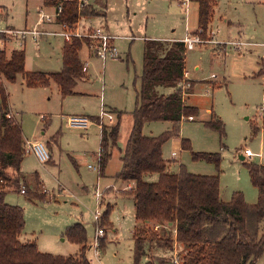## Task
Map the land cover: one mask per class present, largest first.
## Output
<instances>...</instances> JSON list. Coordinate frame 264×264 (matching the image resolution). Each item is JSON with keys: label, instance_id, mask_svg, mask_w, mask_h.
Returning <instances> with one entry per match:
<instances>
[{"label": "rangeland", "instance_id": "rangeland-1", "mask_svg": "<svg viewBox=\"0 0 264 264\" xmlns=\"http://www.w3.org/2000/svg\"><path fill=\"white\" fill-rule=\"evenodd\" d=\"M94 2L89 0L102 14L81 17L74 29L82 34L104 27L103 31L115 38L111 44L117 54L105 61L90 55L89 52L97 55L99 43L89 38L80 52L82 61L87 63V78L78 80L73 87L77 94L63 95L54 80L48 85L28 87L21 74L14 82L5 81L10 107L23 128L25 142H42L50 153V159L41 162L34 152L26 151L22 164L27 189L46 201L30 200L20 192H9L5 199L8 204L24 209L26 228L21 240H35L41 252L64 257L80 254L83 245L73 242L67 231L73 224L81 223L87 231L85 254L90 264H133L134 203L123 194L132 186L117 174L122 166L119 149L126 148L134 123L145 41L184 38L186 28L202 40L193 50L186 49L190 79L185 76L183 85L186 104L197 107L198 114L195 120L182 119L179 134L164 143L168 171L179 173L183 164L193 174H219L224 201H230L234 192L240 191L249 204H255L258 190L252 185L245 159H240V155L250 149L255 156L246 161L264 164V86L262 77H256L263 67L264 0H215L216 14L206 34L198 29V7L192 1L186 6L180 0H107L106 15L102 8L105 0H98V5ZM0 8L4 26L62 31L56 19L39 23L41 10L54 14V8L44 6L42 0H0ZM65 42L61 35L45 34L36 39L27 35L24 40L8 43L3 51L7 56L23 47L27 72L53 74L63 69L61 51ZM233 42L245 45L238 47ZM114 109L121 112L118 148L112 152L101 176L89 168L98 163L100 152L101 119L92 117L106 111L110 114L106 113L102 122L115 124ZM71 116L87 117L88 127L71 126L68 123ZM215 116L224 125L223 135L206 125ZM173 127L171 121H152L145 124L143 133L160 136ZM182 139L190 141L194 152L219 153V166L193 159L190 151L182 150ZM175 151L178 156H174ZM158 178V174H149L146 181L156 182ZM108 206L112 207L111 226L103 227L102 217L98 223L95 214L100 211L102 215ZM98 226L105 229V239L96 251L93 245ZM172 228L168 225L159 230L161 235H167ZM151 246L149 254L164 256L167 264H176L175 250L184 251L176 245L174 252L159 249L155 243ZM256 264H264V253Z\"/></svg>", "mask_w": 264, "mask_h": 264}, {"label": "trees", "instance_id": "trees-1", "mask_svg": "<svg viewBox=\"0 0 264 264\" xmlns=\"http://www.w3.org/2000/svg\"><path fill=\"white\" fill-rule=\"evenodd\" d=\"M97 1L94 2L96 5ZM191 1L198 4V29L206 34L215 15L216 2ZM43 3L47 7L62 5V12L56 20L72 28L83 16L102 14L92 3L80 10L78 0H43ZM102 8L105 15L107 0ZM88 42L87 37L66 41L61 53L63 69L53 74L27 72L24 50H14L9 58L3 50L0 51V264H90L85 254L87 231L83 224L75 223L67 231L73 242L83 245L80 254L64 257L43 253L35 240H21L26 224L24 209L8 204L5 199L9 192L21 193L24 188V194L30 200H43L37 192L29 191L24 182L22 163L26 156V142L22 126L12 113L5 81L14 82L18 74L24 77L28 87L48 85L54 80L63 95L73 94L77 81L86 75L79 52ZM185 73L186 47L183 41H145L141 86L133 111L134 123L117 174L120 179L133 182L132 188L123 192L135 204L133 264H167L165 257L149 254L152 243L169 251H174L176 244L180 246L184 250L179 254L180 264H256L264 253V232H261L264 164L244 161L251 183L258 190L255 204H249L240 191L234 192L230 201H224L219 174H193L183 164L179 173L168 171L169 163L163 156L164 143L179 134L183 118L198 114L197 107L185 102ZM256 77L263 78L264 86V59ZM167 88L169 91H165ZM94 119L99 121V117ZM120 119L121 112H117L115 124H102L100 175L117 146ZM214 119L207 121L206 125L221 135L225 134L222 121L216 116ZM152 121H171L173 130L160 136H147L143 128ZM255 131H258L257 126ZM181 147L190 151L195 160L220 164L219 153L194 152L188 139H182ZM149 174H158V180L146 181ZM111 208L108 206L102 214L103 227L111 226ZM168 225L173 228L167 235H161L159 229ZM104 239H100V246Z\"/></svg>", "mask_w": 264, "mask_h": 264}, {"label": "built area", "instance_id": "built-area-1", "mask_svg": "<svg viewBox=\"0 0 264 264\" xmlns=\"http://www.w3.org/2000/svg\"><path fill=\"white\" fill-rule=\"evenodd\" d=\"M68 1V0H66ZM189 1L191 0H180V2L186 6L189 5ZM79 3V9L81 10L86 4L89 3L88 0H78ZM54 8V14H49V13H45L42 10L39 12V23H51L52 21H54L57 16L62 12V5H59L57 7H53ZM59 26L61 27L62 31L60 32H42L40 31L37 27H35L32 30H18L12 27H8V26H4L3 22H2V9L0 8V44H2V46L0 48V50H3L4 45H6L8 42H12L13 40H24L26 38L27 35H33L34 38L36 39L38 36L41 35H45V34H51V35H61L63 36L67 42H71V40L74 37H87V38H91V39H95L97 40L98 44V51H97V55L103 59L104 61L109 58V57H115L117 54L116 51V47L112 46L111 41L113 39V37L106 33L105 31H103L102 28L98 27L95 29H92L91 32H87V33H80L79 29H74L72 28L70 25L66 24V23H59ZM187 31V35L180 41H183L185 44V47L187 50H193L195 48V45L197 43L202 42L201 38L199 37L200 35H196V36H192L191 33H189L188 28H186ZM202 31V30H200ZM216 34V33H215ZM215 43H218L217 40L214 41ZM231 44H234L238 47L245 45V43L242 42H233ZM185 76L187 77V73H185ZM213 78H215V75H212ZM186 82V80H185ZM184 82V83H185ZM184 85V84H183ZM106 113V111H103L102 115L99 116V119L104 120V115ZM110 114V113H109ZM186 119V118H183ZM188 120H195L194 116H190L187 118ZM99 123L100 127H102V124L105 123ZM111 122L112 119H111ZM68 123L73 126V127H77V128H81V129H86L88 127L89 124V119L85 116H71L68 118ZM26 151H32L36 154V156L38 157V159L41 162H47L50 159V153L49 150L47 149L46 145L42 142H35V143H31V142H27L26 143ZM174 155H176V152L173 153ZM246 158H251L253 156H255V154L250 150V149H245L244 153ZM101 160H102V154L101 151L99 152V161L96 165H89L90 169H94L96 171L99 172L100 170V165H101ZM46 192H48L47 190H45ZM22 194L25 193V189L23 188L21 191ZM100 211H98L95 214V220L100 223L101 222V217L102 215H100ZM105 234V229L101 228L98 226L97 228V233H96V239H95V243H94V247L95 250L97 251L99 246H100V239L104 237ZM178 255H176L175 257V263L178 264Z\"/></svg>", "mask_w": 264, "mask_h": 264}, {"label": "crops", "instance_id": "crops-1", "mask_svg": "<svg viewBox=\"0 0 264 264\" xmlns=\"http://www.w3.org/2000/svg\"><path fill=\"white\" fill-rule=\"evenodd\" d=\"M88 1H89V0H88ZM42 2H43V0H42ZM192 3H195V2L192 1ZM43 4H44V3H43ZM196 4H197V3H196ZM197 7H198V4H197ZM105 13H106V9H105ZM215 14H216V9H215ZM105 15H106V14H105ZM225 21H226V22H230L227 18H225ZM6 26L14 28L13 26H9V25H6ZM100 28L104 29V27H102V26H101ZM106 31H107V30H106ZM106 31H105V32H106ZM214 32H215V31H214ZM106 33L110 34L108 31H107ZM110 35H111V34H110ZM111 36L113 37L112 41H113V43H114L115 38H114L113 35H111ZM215 38H216V37H215ZM182 39H183V38H180V39H177L176 41H180V40H182ZM174 41H175V40H174ZM243 42H244V41H243ZM8 43H10V42H8ZM8 43H7V44H8ZM7 44H6V45H7ZM22 44H23V42H21L20 46H22ZM6 45H4V47H5ZM4 47H3V50H4ZM83 47H84V46H83ZM83 47H82V48H83ZM22 48H23V47L18 48V49H16V50H23ZM62 48H63V47H62ZM5 50H6V49H5ZM13 51H14V50H13ZM13 51H12V52H13ZM80 52H81V50H80ZM80 52H79V53H80ZM61 53H62V51H61ZM6 54H7V52H6ZM89 54L92 55V56H98V55H94V54H92V53H90V52H89ZM10 56H11V54L9 53V54L7 55V57L9 58ZM61 56H62V54H61ZM80 58H81V57H80ZM263 59H264V56H263L262 60H263ZM81 60H82V59H81ZM82 62H83V61H82ZM83 63H84V62H83ZM84 65H85L86 68H87V63H85ZM86 72H88V69L85 71V73H86ZM186 73H187V76H188V78H189V73H188L187 70H186ZM86 78H87V77H86V75H85V77L82 78V79H80V80H85ZM189 79H190V78H189ZM262 79H263V78H262ZM73 93H74V94H77V92H74V91H73ZM11 109H12V108H11ZM114 110H116L117 112H119L117 109H114ZM15 116H16V115H15ZM16 118H17V116H16ZM92 118L94 119L95 116H93ZM112 124H114V123H112ZM112 124H110V125H112ZM22 129H23V128H22ZM23 136H24V132H23ZM100 136H101V135H100ZM24 139H25V137H24ZM115 148H118V141H117V146H116ZM115 148H114V149H115ZM181 148H182V147H181ZM114 149H113V151H114ZM119 150H120V152H121V155H120V157H121L123 151H121V149H119ZM175 152H176V155H174V156H178V152H177V151H175ZM243 155H244V154H243ZM240 156H242V155H240ZM244 156H245V155H244ZM244 159H246V157H245ZM23 161H24V160H23ZM22 164H23V163H22ZM104 173H105V170H104V172L101 174V176H103ZM43 186H44V185H43ZM131 186H133V182H129V187H131ZM133 203H134V201H133ZM134 212H135V204H134ZM25 228H26V224H25ZM176 246H178V245L176 244ZM171 252H174V251H171ZM179 253H180V252H178L177 250H175V257H176V255H178ZM162 257H164V256H162Z\"/></svg>", "mask_w": 264, "mask_h": 264}, {"label": "water", "instance_id": "water-1", "mask_svg": "<svg viewBox=\"0 0 264 264\" xmlns=\"http://www.w3.org/2000/svg\"><path fill=\"white\" fill-rule=\"evenodd\" d=\"M244 158H245V156H244V155L240 156V159L244 160Z\"/></svg>", "mask_w": 264, "mask_h": 264}]
</instances>
